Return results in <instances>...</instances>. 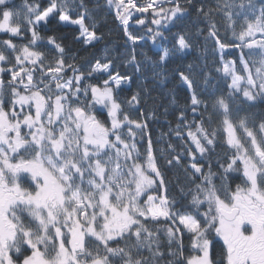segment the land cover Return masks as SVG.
I'll return each instance as SVG.
<instances>
[{
	"label": "snow or ice",
	"instance_id": "obj_1",
	"mask_svg": "<svg viewBox=\"0 0 264 264\" xmlns=\"http://www.w3.org/2000/svg\"><path fill=\"white\" fill-rule=\"evenodd\" d=\"M105 2L133 46L144 39L128 30L133 18L156 44L193 6L226 87L194 65L172 74L187 93L175 134L190 141L166 161L184 173L177 198L150 136L138 147L148 125L126 106L144 116V97L119 93L134 76L164 84L170 59L192 50L186 36L155 60L133 47L132 75L114 72L108 57L85 72L39 29L55 16L95 46L103 36L90 0H0V264H264V114L246 110L264 104V4ZM230 49L236 59H225Z\"/></svg>",
	"mask_w": 264,
	"mask_h": 264
},
{
	"label": "trees",
	"instance_id": "obj_2",
	"mask_svg": "<svg viewBox=\"0 0 264 264\" xmlns=\"http://www.w3.org/2000/svg\"><path fill=\"white\" fill-rule=\"evenodd\" d=\"M21 0H15L19 5ZM50 0H35L41 7H47ZM214 0H193V5L198 7L201 4L205 6L213 3ZM257 7L264 4V0H254ZM90 5L93 8L96 18V31L98 35L103 36V40L95 43V46L83 43V37L79 39V29L75 26H66L62 24L55 16L49 19V23L40 26V33L45 38L48 36L56 37L65 49V58L72 62L74 60L77 67L82 71L87 72L89 68L95 64L96 61L104 62L105 58H111L114 61L113 71L119 72L121 75L133 74V68L126 63L133 47L136 48V55L138 59H143L145 56L155 60L164 47L171 48L173 46V38L178 35H185L192 44V50L184 56H173L167 67L168 80L164 84L154 82L151 77L147 80L133 78V83L128 87H123L119 93V99H130L131 95L140 92L144 99L139 105L143 111L144 116H141L136 108L126 106L131 118L145 121L148 125L146 135L142 142L138 144L140 151L143 153L147 148V141L149 136L152 141L153 151L157 157V163L163 174V178L171 195L178 198V182H184V173L180 166H169L167 159L171 155L181 153L184 151L190 141L185 135L184 139L176 136L175 130L177 127L176 109L182 107L186 98V91L184 89L175 87V80L172 74L177 70H186L188 65L196 66L197 70L204 69L211 74L212 86H219L221 89L226 87L222 72H217L216 68L220 66L219 57L214 53L213 41L205 40L206 31L204 35L200 34V29L205 28V24L195 11L193 6H188V12L177 22L170 25L168 29L164 30L166 39L157 38L156 44H153L149 38L152 34L147 33L143 26L135 23V18L129 22L128 30L134 35L143 36L144 39L139 44L133 46L128 41L124 32V26L115 18L114 12L106 5L105 0H90ZM98 5V7H97ZM75 17V13H72ZM150 13L143 17H148L147 23L156 28L155 25L150 24ZM227 39V38H226ZM52 46L44 42L43 50L51 51ZM232 55H226L225 59L233 60L238 55V50L230 49ZM101 74H95L93 83H102L100 79ZM150 90V95L145 96V92ZM176 98V103H172V97ZM146 100V102H145ZM167 109V112H165ZM253 114H264V104H258L255 108L246 109ZM154 113V116L151 115ZM169 145L172 147L169 148ZM216 251H219L217 246Z\"/></svg>",
	"mask_w": 264,
	"mask_h": 264
},
{
	"label": "rangeland",
	"instance_id": "obj_3",
	"mask_svg": "<svg viewBox=\"0 0 264 264\" xmlns=\"http://www.w3.org/2000/svg\"><path fill=\"white\" fill-rule=\"evenodd\" d=\"M141 2H143V0H141ZM146 14H148V13H146ZM146 14H144V15H146ZM137 15H141V14H137ZM51 18V17H50ZM49 18V19H50ZM62 24H64V25H66V26H75V27H78V26H76V25H72V24H68V23H64V22H62ZM95 43H97V42H95ZM186 55V54H185ZM184 56V55H183ZM128 85L129 84H125L123 87H128Z\"/></svg>",
	"mask_w": 264,
	"mask_h": 264
}]
</instances>
